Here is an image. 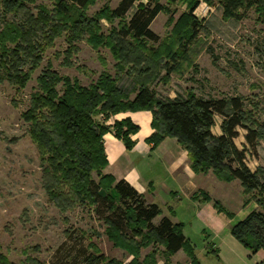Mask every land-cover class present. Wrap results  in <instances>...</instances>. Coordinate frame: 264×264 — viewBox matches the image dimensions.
Wrapping results in <instances>:
<instances>
[{
	"label": "trees",
	"instance_id": "1",
	"mask_svg": "<svg viewBox=\"0 0 264 264\" xmlns=\"http://www.w3.org/2000/svg\"><path fill=\"white\" fill-rule=\"evenodd\" d=\"M94 1L57 0L52 16L42 12L37 19L28 5L34 0H4L2 14L8 19L0 28V84L8 83L19 92L28 88L43 61L40 42L46 40L45 35L52 39L48 35L50 27L60 32L68 30L71 24L75 31L86 30L95 38L91 29L93 21L82 13V9ZM166 1L176 4L180 0ZM221 3L228 19L242 22L253 10L264 18V0H221ZM164 11L161 0H121L111 13L114 18H128V21L117 37L159 43L152 25ZM17 18H21L22 26ZM194 26L198 27V23ZM201 30L192 29L180 53L171 55L170 74L178 62L187 57ZM120 82L97 81L84 87L79 81L63 79L52 69H45L22 116L29 124V137L37 147L42 189L48 201L63 214L64 221L69 223L65 214L91 208L104 222L109 238L122 242L123 248L136 258L137 249L124 242L151 233L164 243L165 251L160 258L144 264H158L161 259L171 264V258L182 250L197 263L195 249L185 237L182 225L168 217L155 223L162 215L160 206L148 203L125 180L117 182L104 174L108 166L105 136L114 132L131 150L134 146L131 135L138 131L130 121L117 123L113 129L104 121L120 113L149 111L153 114L154 130L148 140L150 143L158 146L166 138L176 139L188 151L195 173H212L226 183L237 180L247 197L253 195L260 210L233 226L231 234L252 254L264 252V179L247 164L248 153L257 151L260 146V133L248 121L245 100L196 95L161 99L151 88L152 81H132L133 87L127 92ZM100 117L104 121H100ZM218 119L222 121L220 135L213 131ZM241 131L246 132L247 144L243 150L236 144ZM215 207L233 217L220 202L216 201ZM68 235L77 242L86 241V234L75 236V232H69ZM81 246L77 252L71 247L68 254L71 261L67 264L106 262L105 255L93 243ZM1 260V264H8L3 257Z\"/></svg>",
	"mask_w": 264,
	"mask_h": 264
},
{
	"label": "rangeland",
	"instance_id": "2",
	"mask_svg": "<svg viewBox=\"0 0 264 264\" xmlns=\"http://www.w3.org/2000/svg\"><path fill=\"white\" fill-rule=\"evenodd\" d=\"M3 1L0 0V28L8 19L2 14ZM56 1L34 0L28 5L38 19L42 12L52 16ZM120 1L95 0L82 9L84 16L93 21L95 38L86 30L75 31L71 24L60 32L50 27L48 35L52 39L43 35V61L26 90L19 92L8 83L0 84V264L1 257L8 264H67L71 261V247L77 252L83 243L85 247L90 243L97 246L106 257L104 264H144L160 258L165 251L159 238L145 233L124 242L137 249L136 258L123 248L122 242L109 238L107 227L91 208L65 214L69 219L66 223L63 214L48 201L42 189L37 147L29 137V124L22 118L45 69H52L63 79L79 81L84 87L97 81H121L126 92L132 89V81H152L150 86L161 99L190 95L243 98L248 121L260 133V146L248 153L247 164L264 179V18L253 10L242 22L228 19L221 0H180L176 4L161 0L165 11L152 25L160 39L156 44L117 37L128 21L112 16ZM16 20L23 25L21 18ZM196 28L202 29L200 36L170 74L171 55L180 53L190 31ZM221 124L218 119L213 130L216 135L221 134ZM245 135L241 131L236 140L241 150L247 144ZM216 182L213 178L211 192L225 200L224 190L216 187ZM233 182H237L236 186H227L228 199L221 205L240 219L250 215V205L260 210L253 195L247 197L241 183ZM69 232H75V236L86 234V241L73 240ZM188 232L202 245L200 229L193 232L189 228Z\"/></svg>",
	"mask_w": 264,
	"mask_h": 264
},
{
	"label": "crops",
	"instance_id": "3",
	"mask_svg": "<svg viewBox=\"0 0 264 264\" xmlns=\"http://www.w3.org/2000/svg\"><path fill=\"white\" fill-rule=\"evenodd\" d=\"M126 121L138 128L131 135L134 146L128 150L114 132L107 134L104 140L108 166L104 174L114 177L117 182L125 180L148 203L160 206L162 215L155 223L168 217L173 223L182 225L185 237L195 249L197 263L182 250L171 258V264H264V252L252 254L231 234V228L246 218H237L234 213L230 218L215 207L216 201L226 204L227 186H236L237 182H223L212 173H195L188 151L176 139L166 138L158 146L150 143L148 140L154 134L152 112L120 113L105 123L113 129L117 123ZM213 178L218 181L215 186L224 190L225 200L212 194ZM249 211L250 214L255 211L252 205ZM189 228L193 232L202 231V245L189 234ZM158 264L166 263L161 259Z\"/></svg>",
	"mask_w": 264,
	"mask_h": 264
}]
</instances>
